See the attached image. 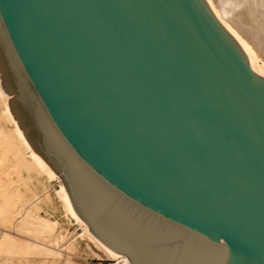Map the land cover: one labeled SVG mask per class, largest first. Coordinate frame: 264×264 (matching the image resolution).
<instances>
[{
    "label": "water",
    "instance_id": "1",
    "mask_svg": "<svg viewBox=\"0 0 264 264\" xmlns=\"http://www.w3.org/2000/svg\"><path fill=\"white\" fill-rule=\"evenodd\" d=\"M0 86L125 264H264V76L207 0H0Z\"/></svg>",
    "mask_w": 264,
    "mask_h": 264
},
{
    "label": "bare ground",
    "instance_id": "2",
    "mask_svg": "<svg viewBox=\"0 0 264 264\" xmlns=\"http://www.w3.org/2000/svg\"><path fill=\"white\" fill-rule=\"evenodd\" d=\"M207 1L245 50L252 68L264 76V0ZM12 95L14 93L4 95L0 86V161L6 160V163L0 164V255L7 256L4 264L10 263L11 257L16 254L60 256L67 247L73 246L72 243L68 246L63 244L66 231L55 230V220H48L40 214L42 196L27 185L31 179H37L42 174L49 180H58L55 193L65 216L79 224L82 231L79 236L92 242L108 258L125 264L122 255L103 243L81 219L61 177L32 148L10 111L8 98ZM2 172L15 174L17 179L3 177ZM17 180L28 187L26 191L12 185Z\"/></svg>",
    "mask_w": 264,
    "mask_h": 264
},
{
    "label": "rangeland",
    "instance_id": "3",
    "mask_svg": "<svg viewBox=\"0 0 264 264\" xmlns=\"http://www.w3.org/2000/svg\"><path fill=\"white\" fill-rule=\"evenodd\" d=\"M3 163H6V160L0 161V164ZM1 175L6 178L13 177L15 180L17 179V176L15 174L12 175V173L6 175L2 172ZM38 177L39 178L37 179L35 177L31 179L27 185L32 190H36L42 196L39 210L40 214L48 220H55L57 222L55 230L63 231L64 233L66 231V237L63 240V244L68 246L72 243L73 246L70 248L67 247L60 256H38V254H32L29 256L16 254L11 257V262L8 264H120L118 259L108 258L97 249L92 242L90 243L86 238L79 236L82 233L79 224L65 216L66 214L61 202L55 193V190L58 189V180H49L44 174L39 175ZM12 185H17L18 189L21 191H26L28 188L24 183L18 180L17 182H13ZM45 192L46 194H44ZM1 229L2 226H0V231ZM6 258L7 256L0 255V264H4Z\"/></svg>",
    "mask_w": 264,
    "mask_h": 264
},
{
    "label": "built area",
    "instance_id": "4",
    "mask_svg": "<svg viewBox=\"0 0 264 264\" xmlns=\"http://www.w3.org/2000/svg\"><path fill=\"white\" fill-rule=\"evenodd\" d=\"M99 264H103V263H99Z\"/></svg>",
    "mask_w": 264,
    "mask_h": 264
}]
</instances>
